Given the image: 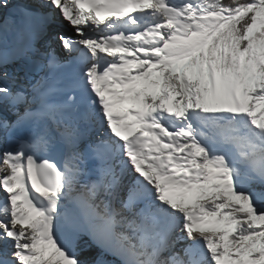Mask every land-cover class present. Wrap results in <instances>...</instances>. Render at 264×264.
<instances>
[{"label":"snow or ice","instance_id":"1","mask_svg":"<svg viewBox=\"0 0 264 264\" xmlns=\"http://www.w3.org/2000/svg\"><path fill=\"white\" fill-rule=\"evenodd\" d=\"M109 255L264 264V0H0V264Z\"/></svg>","mask_w":264,"mask_h":264},{"label":"trees","instance_id":"2","mask_svg":"<svg viewBox=\"0 0 264 264\" xmlns=\"http://www.w3.org/2000/svg\"><path fill=\"white\" fill-rule=\"evenodd\" d=\"M97 249H92L91 251H90V255H96L97 254ZM103 259L106 261V262H108V264H111V262L113 261V257L112 256H104L103 257Z\"/></svg>","mask_w":264,"mask_h":264}]
</instances>
